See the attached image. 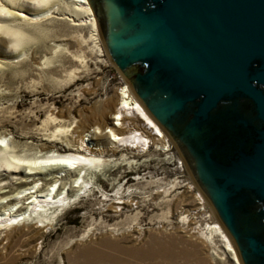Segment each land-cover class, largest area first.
Returning <instances> with one entry per match:
<instances>
[{
    "label": "water",
    "instance_id": "95a60500",
    "mask_svg": "<svg viewBox=\"0 0 264 264\" xmlns=\"http://www.w3.org/2000/svg\"><path fill=\"white\" fill-rule=\"evenodd\" d=\"M238 264H264V0H85Z\"/></svg>",
    "mask_w": 264,
    "mask_h": 264
},
{
    "label": "rangeland",
    "instance_id": "374dc122",
    "mask_svg": "<svg viewBox=\"0 0 264 264\" xmlns=\"http://www.w3.org/2000/svg\"><path fill=\"white\" fill-rule=\"evenodd\" d=\"M71 6V0H48L36 8L46 12L32 21L0 14V24L17 36L11 47V37L0 33L3 141L44 142L59 149L61 142L39 138L35 129L45 113L59 111L66 132L76 112L101 100L112 102L113 93L125 85L104 57L87 16ZM165 144L135 150L116 147L98 156L115 159L123 152L135 162L128 170L115 162L105 171L115 183L96 178L104 193L124 199L122 207L111 203L114 210H104L107 200L90 191L60 208L46 227L19 219L0 225V264H144L136 261L137 254L150 239L170 242L179 251L166 264H233L213 236L203 237L204 231L192 228V192L197 190L166 139ZM10 180L0 172V188L13 190ZM10 208L6 211L12 212Z\"/></svg>",
    "mask_w": 264,
    "mask_h": 264
},
{
    "label": "bare ground",
    "instance_id": "6f19581e",
    "mask_svg": "<svg viewBox=\"0 0 264 264\" xmlns=\"http://www.w3.org/2000/svg\"><path fill=\"white\" fill-rule=\"evenodd\" d=\"M46 1L48 0H1L0 14L32 21L39 13L46 12V9L43 12L36 9ZM71 3L72 8L79 9L87 16L86 21L94 34L93 21L85 0H71ZM21 5H24L22 9L19 7ZM0 33L10 36L12 41L9 45L14 46L17 40L14 29L0 24ZM116 91L112 95V102L101 100L97 106L91 104L84 112H76L74 117H70V126L66 132L60 126L64 119L59 111L44 114L43 122L35 126V129L39 138L61 142L62 147L59 149L53 148L51 143H28L11 138L3 141L4 133L0 132V172L8 175L15 185L11 191L0 188V225L19 219L29 221L37 228L46 227L60 208L76 201L82 193L90 191H98L100 198L107 200L103 204L104 210L111 208L113 211L111 203H119L118 207L124 205V199L114 197L111 192L104 193L98 188L96 178L115 183L113 177L106 176L105 171L115 162L122 164L127 170L135 162L123 152H119L115 159L98 156L101 153L108 155L117 148L135 150L150 143L163 148L166 144L164 135L139 106L128 88L122 84ZM81 135L84 138L81 139ZM198 198L200 200L199 196ZM9 208H13L12 212L6 211ZM204 227L203 237L215 235L232 263H238L220 226ZM150 240L152 241L138 251L136 261L166 264L179 253L172 249L170 242Z\"/></svg>",
    "mask_w": 264,
    "mask_h": 264
},
{
    "label": "built area",
    "instance_id": "2783aa9c",
    "mask_svg": "<svg viewBox=\"0 0 264 264\" xmlns=\"http://www.w3.org/2000/svg\"><path fill=\"white\" fill-rule=\"evenodd\" d=\"M177 162H176V165L178 164ZM198 195L199 194L197 193V191L194 190L192 192V196L197 197V201L195 202L196 206L191 211V213H194V211H196V215L194 214L195 217L194 219H192V228H195L197 230L199 229L200 231L203 232L205 231L204 225L210 226V225H218V224L214 220V218L211 216L210 211L208 209H205L202 206L201 200H199ZM190 217L193 218L191 215ZM210 236H213L217 240V244L220 246V243H219L220 241L218 240V238L213 234H210Z\"/></svg>",
    "mask_w": 264,
    "mask_h": 264
},
{
    "label": "flooded vegetation",
    "instance_id": "af4514ba",
    "mask_svg": "<svg viewBox=\"0 0 264 264\" xmlns=\"http://www.w3.org/2000/svg\"><path fill=\"white\" fill-rule=\"evenodd\" d=\"M89 14H90V12H89ZM90 17H91V14H90ZM91 19H92V17H91ZM93 21V20H92ZM94 30H95V28H94ZM95 33V35H96V31L94 32ZM97 37V36H96ZM98 43H99V41H98ZM166 139V138H165ZM173 149V148H172ZM175 152V151H174Z\"/></svg>",
    "mask_w": 264,
    "mask_h": 264
}]
</instances>
